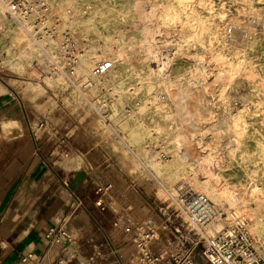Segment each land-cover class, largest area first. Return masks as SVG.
Instances as JSON below:
<instances>
[{
	"label": "bare ground",
	"instance_id": "bare-ground-1",
	"mask_svg": "<svg viewBox=\"0 0 264 264\" xmlns=\"http://www.w3.org/2000/svg\"><path fill=\"white\" fill-rule=\"evenodd\" d=\"M55 1L57 0H52L53 3ZM70 1L74 4L75 11L80 14L73 21L77 26V32L89 34L87 47L75 58L82 66L83 76H86L83 82H92L93 77L102 76L93 74L92 69L96 63L107 61L110 66L106 74H110L123 84L118 92L119 96L115 98V107H122L128 116L124 124L129 130L128 140H134L138 147H143L144 142L152 137L168 157L167 160L153 163L155 172L161 175L166 183L173 184L174 189L183 186L182 184L177 186L178 181L186 182L191 189L204 193L230 217L231 206L238 203L241 194L236 192L237 185L230 186L223 182L222 174L210 166L215 163L214 157L196 152L199 147L197 143L190 144V147L194 152L192 161L200 163L199 168L191 166L192 162H189L187 156L180 150L189 136L187 132L190 131L181 120L179 111L181 107L174 103L179 91L172 89L174 80L170 72L167 73L164 68L168 63L182 59L186 47L198 48L197 52L200 55L196 59L205 63L212 74V82H215L217 87L215 96L218 97L220 105L219 121L222 127L231 133L230 143L226 147L228 158L235 161L243 171L244 181L239 185L245 197L251 202L252 212L247 214L241 212L238 215L249 220L248 226L252 233H262L264 137L256 130L248 116L264 117V27L261 26L259 30L252 24V20L264 12V0H230L233 8L227 7L224 0H220L218 7H215L214 0H123L124 5L121 7L105 5L102 0ZM77 3L80 5H76ZM102 5L106 12L105 34L102 30L97 31L93 28L94 15L104 11ZM64 10L65 7L62 11ZM43 13L42 7L36 6L28 15L7 19L4 7L0 3V38L7 39L13 46L19 48V53L10 60L17 61L35 51L36 44L29 38L28 33L32 31L30 29L32 19L38 15L42 16ZM260 22L264 24V18ZM174 31L177 32L178 39L170 40ZM241 32L245 33L246 39L242 45L241 39L237 37ZM157 37L161 38L162 43L171 42L176 47L172 58L166 56L163 60L158 57L156 47L154 48ZM100 40L107 42L102 44ZM40 43L48 50H59L61 56L67 50L65 44L54 48L53 41L48 36L41 38ZM151 59L160 62L157 70L141 66ZM131 66H134L133 70H129ZM208 70L203 71L205 80ZM153 78H157L160 92L154 89V82L151 81ZM238 79H243L252 86L255 99L247 110L239 109L234 112L227 96ZM160 97L167 100L162 101ZM127 103L129 106L126 107ZM193 110L195 111V108ZM196 110H198L195 111L196 114L207 113L203 109V112H199L200 109ZM249 110L253 113L248 112ZM257 111L262 113H256ZM199 114L197 115L200 117ZM10 121L1 122L4 132L11 124ZM219 223L218 221L214 226L206 228L204 233L213 234L219 229Z\"/></svg>",
	"mask_w": 264,
	"mask_h": 264
},
{
	"label": "rangeland",
	"instance_id": "rangeland-1",
	"mask_svg": "<svg viewBox=\"0 0 264 264\" xmlns=\"http://www.w3.org/2000/svg\"><path fill=\"white\" fill-rule=\"evenodd\" d=\"M102 1L105 5H112L115 7L124 5L123 0ZM219 2L220 0H214L213 3L215 7L219 6ZM224 2L227 7H234L230 0H224ZM76 5H80V3ZM63 7H65L64 11H62ZM102 8L104 11L94 15L95 20L93 28L97 31L102 30L103 34H105L107 33V29L104 19L106 15L104 5H102ZM42 9L44 10L42 14L44 18L39 15L35 16L30 24V29L32 31L28 33V36L35 42L36 47L35 51L29 56L20 58L17 61L10 60L12 56L19 53V48L13 46L7 39L0 38V69H2L3 76L11 78V85H13L14 89L18 92L19 99L25 105L26 112L29 115V119H8L9 121L11 120V124L5 132L1 128L2 121H0V160L5 159L10 154L6 150L7 145L19 144L27 139L31 131H35L39 128L37 124L40 121L47 120L46 118H48V123L55 127V125L61 122L58 120L60 115H65L68 117L67 121H64L68 123L67 126L72 125L79 130V134L76 136L78 144L81 145L83 142L86 143V141L89 140L90 142L94 141L102 147L100 150L110 155L111 159L117 165L120 163L126 172H128L127 174H132L137 178L133 182L134 185L132 184V186H139L140 188V191L137 188V190L134 191L137 200L134 198L131 199L130 195L128 196L131 201L137 202L138 205L131 202V209L135 208L133 206H136L137 209L148 211L149 213L154 211L152 215L155 216L158 222H161L167 217L166 213L170 215V213L165 210L168 193L177 190L174 189L175 186H173V184L166 183L163 177L155 172L153 163L159 160H167V155L162 151L160 146H157L158 144L153 141L152 137L144 142L142 145L143 147H138L134 140H128L130 135L129 130L124 127L128 116L122 107H115V98L119 96L118 92L123 85L121 81L105 73L100 77H93V80H91L92 82H83L86 76H83L82 66L76 62L75 58L80 51L84 52L83 50L87 47L89 34L84 35V33L79 34L77 32V26L73 21L76 20L80 14L75 11L74 4L70 0H57L55 3H53L52 0H47L46 8ZM10 18L11 17L7 16V19ZM263 18L264 12L257 16L256 19L252 20V24L256 29L261 30V26L262 28L264 27V24L260 22ZM172 33L170 40L178 39L177 32L174 31ZM47 36L53 41L54 48L62 47L63 44L67 45V50L62 56L59 50H48L41 45V38ZM237 37L241 39V45L244 44V40L246 41L245 33L241 32L237 34ZM100 42L105 44L107 41L100 40ZM154 48L158 57L163 60L166 59V56L172 58L176 50V47H174L171 42L162 43L160 37H157V43ZM185 50V53L181 57L182 59L176 60L175 63L170 62L164 67L167 73L170 72V76L174 80V87H172V89L179 91L176 95L177 97L174 98V101H176L174 103H176L179 108L181 107L183 109H179L181 112V120L183 124L185 123V128L190 131L189 133L187 132L189 136L185 139L180 150L187 156L189 162H192L191 166L199 168L200 163L192 161L194 152L190 147V144L194 142L197 143L199 147L196 152L214 157L215 163L210 166H212L215 171L222 174L223 182L230 186L237 185V187H235L237 189L236 192L241 194V197L238 199L236 205L231 206L230 217L225 210L223 211L226 214V218L219 221V228L227 224L231 218L238 216L246 220L249 230V220L238 214L241 212L246 214L252 212L250 206L251 202L245 197V193L241 191V185H239L244 181L243 171L235 161H231L228 158L226 147H228L230 143L231 133L228 129L222 127L221 121H219L221 119V113H219L220 105L218 97L215 96L217 89L216 84L212 82V74L210 70L206 68L205 63L196 59L200 55L197 52L198 48L189 46L186 47ZM53 54H57V56ZM159 63L160 62L156 59H151L146 64L142 63L141 66L157 70ZM134 66H131L129 70H133ZM206 70H208L210 74L208 73L207 79L205 80L203 71ZM151 81L154 82V89L160 92L157 78H153ZM209 83L213 84L210 85ZM227 98L230 100L234 112L239 109L247 110L253 99H255L252 94V86L243 79H238L234 88L229 91ZM126 100L128 101V99ZM160 100L166 101L167 99L160 97ZM131 101L134 102V100ZM125 105L126 107L129 106L128 103ZM94 106H96V108ZM193 107L197 112L198 110L196 109H200L199 112L203 109V111L207 113H197L200 115L199 117L193 110ZM248 112L253 113L251 110ZM256 113L262 112L257 111ZM195 115H197V117H195ZM102 116H105V118L103 119ZM248 118L251 120L256 130L264 137V121H262L264 117L249 115ZM102 122L105 125H103ZM95 151L97 150L95 149ZM96 153L98 156V152ZM99 153L102 155L101 158H103V160L105 159L107 162L106 155L104 156L101 151H99ZM83 161V158L77 159L76 166L81 167L84 163ZM188 172L191 171L188 170ZM185 183L184 181H178L176 185L179 186L182 184L185 187H190ZM132 190H135V187L134 189L128 187V192L130 193L131 191V194H134ZM225 206L227 207V205ZM181 224L182 222L174 216L168 221L167 225L169 227L167 229L170 230V232H172V229L174 231L172 232L174 234L172 239V242L174 241L173 244H177V234L178 236L180 234L186 236L187 244L194 243L196 240V238L193 237L194 235L187 233V230H184ZM249 232L257 237H264V227L260 234L256 232H254V234L252 233L253 231L251 232L250 230ZM200 248L201 244L198 243L193 251L195 253V260L200 264H205L197 253Z\"/></svg>",
	"mask_w": 264,
	"mask_h": 264
},
{
	"label": "crops",
	"instance_id": "crops-1",
	"mask_svg": "<svg viewBox=\"0 0 264 264\" xmlns=\"http://www.w3.org/2000/svg\"><path fill=\"white\" fill-rule=\"evenodd\" d=\"M11 84V78L3 76L0 69V121L29 119ZM46 119L27 139L7 145L10 154L0 160V264H127L134 247L110 225L116 207L131 202L138 205L131 199H136L134 191L140 188L127 180L137 178L119 163L125 176L116 177L111 206H96L89 169L100 161V150L89 151L94 141L78 144L79 130L67 126L65 115H60L61 122L55 127ZM79 158L84 160L81 167L76 166ZM127 186L135 187L134 194ZM75 199L80 200V206L76 207ZM133 207L136 217L146 212ZM50 227L65 228L71 240L65 245L49 244L45 234ZM107 238L115 253L106 244Z\"/></svg>",
	"mask_w": 264,
	"mask_h": 264
},
{
	"label": "built area",
	"instance_id": "built-area-1",
	"mask_svg": "<svg viewBox=\"0 0 264 264\" xmlns=\"http://www.w3.org/2000/svg\"><path fill=\"white\" fill-rule=\"evenodd\" d=\"M46 2L47 0H0L5 15L9 17L28 15L36 6L45 9ZM109 66L107 61L99 62L94 65L92 72L95 75H103ZM44 125L42 122L39 127ZM92 149L100 150L102 147L94 142L89 151ZM103 155H106L107 162L101 158L89 169L93 179L94 203L101 209L111 206L110 197L117 190L116 177L119 174L124 175L110 155L105 152ZM127 180L132 186L133 181L129 178ZM176 190L168 193L165 210L170 215L165 212L167 217L161 222L152 215L154 211H146L143 216L136 217L132 214L134 208L131 209V203L124 208L116 207L111 220V230L125 236L134 247L127 257V264H200L195 260L193 252L198 243L201 248L197 253L205 264H264V237L252 235L246 220L231 218L213 234L206 235V228L225 219L226 214L199 191L188 186H181ZM75 201L76 207L81 205L80 200ZM173 216L182 222L181 226L187 233L194 235V243L187 244V237L177 234V244H173L174 231L167 229L168 221ZM45 238L49 244L65 245L71 240V235L63 227H50ZM107 243L110 251L115 253L112 241L107 238Z\"/></svg>",
	"mask_w": 264,
	"mask_h": 264
}]
</instances>
